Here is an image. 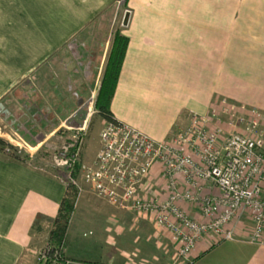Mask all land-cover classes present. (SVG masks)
Segmentation results:
<instances>
[{"label": "crops", "instance_id": "obj_1", "mask_svg": "<svg viewBox=\"0 0 264 264\" xmlns=\"http://www.w3.org/2000/svg\"><path fill=\"white\" fill-rule=\"evenodd\" d=\"M116 27L129 39L116 120L163 141L215 96L264 115V0H0V137L20 134L36 151L63 127L90 122L82 107L100 86ZM42 166L0 156V264H36L37 242L49 241L67 187ZM147 218L82 193L66 264H171L173 235ZM206 246L179 264H264V246L244 232Z\"/></svg>", "mask_w": 264, "mask_h": 264}, {"label": "built area", "instance_id": "obj_2", "mask_svg": "<svg viewBox=\"0 0 264 264\" xmlns=\"http://www.w3.org/2000/svg\"><path fill=\"white\" fill-rule=\"evenodd\" d=\"M103 121L91 166L81 162L88 120L63 127L71 137L53 149V165L68 172L79 195L90 192L151 218L173 235L182 260L200 243H207V251L242 232L250 243L264 246V116L257 109L217 100L207 114L190 113L188 125L175 127L164 141L118 120ZM61 254L47 245L36 264L55 263Z\"/></svg>", "mask_w": 264, "mask_h": 264}, {"label": "trees", "instance_id": "obj_3", "mask_svg": "<svg viewBox=\"0 0 264 264\" xmlns=\"http://www.w3.org/2000/svg\"><path fill=\"white\" fill-rule=\"evenodd\" d=\"M112 36V46L109 50L107 63L102 74L94 105L95 112L103 120L107 121L116 120L110 110V105L118 84L122 64L129 43L128 37L122 34L117 27L112 32ZM84 113L86 114V112ZM81 123L82 122H80V124ZM0 156L4 157V159L8 161L16 162L25 166L31 165L32 163H42V168L45 170H57L56 167L52 168L46 164L47 162L42 159L40 154L33 155L30 152L13 145L3 137H0ZM80 168L81 162L78 164V170ZM57 175L59 176V173H57ZM61 178L65 182L67 190L65 197L60 204L58 215L53 222L51 231L49 232V245L55 250H62V254L58 257L55 263L51 262L50 264H66L68 262L63 255V247L70 220L75 211L76 203L79 197L77 188L71 184L68 179L67 171L66 173H63Z\"/></svg>", "mask_w": 264, "mask_h": 264}, {"label": "rangeland", "instance_id": "obj_4", "mask_svg": "<svg viewBox=\"0 0 264 264\" xmlns=\"http://www.w3.org/2000/svg\"><path fill=\"white\" fill-rule=\"evenodd\" d=\"M112 16V15H111ZM90 88H89V86H87V88H85L84 89V91H90L89 90ZM97 91H98V88L93 92V96H94V99H93V101H92V104H90V103H88L87 102V104H85V105H83V107H82V114L84 113V112H86V114L88 113V111H89V109L91 108V109H93V112H94V110H95V108H94V105H95V100H96V97H97ZM91 98H92V96H91ZM221 99H227V98H220V97H218V96H215L214 97V100L212 101V104H211V106H210V109L212 108V106H213V104L217 101V100H221ZM227 100H229V99H227ZM230 101V100H229ZM232 102V101H231ZM232 103H234V102H232ZM235 104V103H234ZM237 105V104H236ZM209 109V110H210ZM259 111V113L261 114V115H263V113L262 112H260V110H258ZM209 112V111H208ZM207 112V113H208ZM80 113V114H81ZM206 113V114H207ZM81 116V115H80ZM264 116V115H263ZM82 121V119L81 118H76V121L74 122V124H72V123H68V125H79L80 123L79 122H81ZM71 122V121H70ZM103 119L97 114V113H95V114H93L92 115V117H91V120H90V122H88V127H89V131H88V134H87V137L84 139V141H83V148H82V162H83V165H86V166H91V164L93 163V161H94V159H95V157H96V155H97V153H98V151L100 150V147H101V138H100V134H101V131H102V128H103ZM83 124V123H82ZM81 124V125H82ZM261 124H262V126H264V122L263 121H261ZM80 126V125H79ZM5 132H7V131H3V132H1V133H5ZM67 132L68 131H65V134H67ZM0 133V134H1ZM170 135H171V132H170V134H169V136L166 138V139H168L169 137H170ZM13 137V136H12ZM69 137H71V136H69V135H60L59 137L57 136V137H55V138H53V139H50V140H48L47 142H46V144H44L43 146H41L40 148H38L36 151L35 150H32V151H30L28 148H27V146L25 145V144H23V142H25L22 138H21V135L19 134V135H15V137H13L14 138V140L12 141V143H17V146L18 147H20V148H22V149H24V150H26L27 152H29L30 151V153L31 154H33V155H37V154H40L41 155V157H42V159H44L46 162H47V164L50 166V167H55L54 165H53V161H52V159H53V155H54V146H61L62 145V142H63V140H68L69 139ZM9 138V137H8ZM165 139V140H166ZM9 140H11V138H9ZM8 140V141H9ZM164 141V140H163ZM10 142V141H9ZM26 143V142H25ZM19 144V145H18ZM27 144V143H26ZM29 145V144H28ZM57 168V167H56ZM55 169V168H54ZM51 171H52V174H57L58 172H59V174H60V176L62 177L63 176V173H66V170H63V169H61V168H57V170L55 169V170H52L51 169ZM79 179V178H78ZM80 184H82L83 185V182H81L80 181ZM147 219H151V218H147ZM152 220V219H151ZM153 221V220H152ZM154 222V221H153ZM44 237V235L41 237V239H40V241L39 242H37V246L39 247L37 250H38V252L39 251H41L42 250V248H44L45 246H47V245H49V241L48 240H46L45 238H43ZM177 244V243H176ZM176 244H175V247H176ZM44 246V247H43ZM42 247V248H41ZM40 249V250H39ZM177 249H178V246H177ZM167 250H170V253L168 254L169 255V257H171V264H179V263H187V261H185V260H182V259H180V258H178L177 257V252H174L175 250L172 248L171 249V247H169L168 249L166 248V250L165 251H167ZM38 252H37V254H38ZM37 254H36V257H37ZM175 254H176V256H175ZM35 256V255H34ZM31 261V260H30ZM31 264H33V263H31Z\"/></svg>", "mask_w": 264, "mask_h": 264}, {"label": "water", "instance_id": "obj_5", "mask_svg": "<svg viewBox=\"0 0 264 264\" xmlns=\"http://www.w3.org/2000/svg\"><path fill=\"white\" fill-rule=\"evenodd\" d=\"M129 17H130V12L127 11V12L125 13V17H124V20H123V26H126V25L128 24Z\"/></svg>", "mask_w": 264, "mask_h": 264}, {"label": "bare ground", "instance_id": "obj_6", "mask_svg": "<svg viewBox=\"0 0 264 264\" xmlns=\"http://www.w3.org/2000/svg\"><path fill=\"white\" fill-rule=\"evenodd\" d=\"M81 162H82V159H81ZM83 163V162H82Z\"/></svg>", "mask_w": 264, "mask_h": 264}]
</instances>
